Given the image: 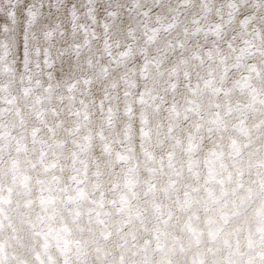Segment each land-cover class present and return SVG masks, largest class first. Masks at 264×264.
I'll use <instances>...</instances> for the list:
<instances>
[{"label":"snow or ice","instance_id":"1","mask_svg":"<svg viewBox=\"0 0 264 264\" xmlns=\"http://www.w3.org/2000/svg\"><path fill=\"white\" fill-rule=\"evenodd\" d=\"M0 264H264V0H0Z\"/></svg>","mask_w":264,"mask_h":264}]
</instances>
